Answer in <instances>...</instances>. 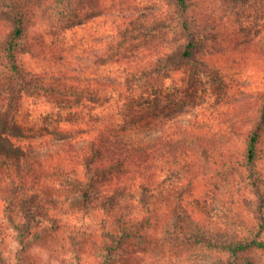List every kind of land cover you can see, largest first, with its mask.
I'll return each instance as SVG.
<instances>
[{
    "label": "trees",
    "instance_id": "16d2710c",
    "mask_svg": "<svg viewBox=\"0 0 264 264\" xmlns=\"http://www.w3.org/2000/svg\"><path fill=\"white\" fill-rule=\"evenodd\" d=\"M32 1L0 0L12 23L10 34L0 37V264H25L27 251L58 236L76 251L63 264H82L81 249L91 250L99 264L120 258L124 264L139 258L128 253L129 245L151 239L159 248L182 240L228 254L208 264H264L251 253L264 252V218L260 232L232 236L206 229L185 205L192 182L213 169L235 175L243 168L238 183L260 191L264 75L259 90L221 98L226 79L211 54L201 52L212 29L194 10L195 0H107L108 10H117V32L88 52L58 56L62 69L24 68L19 53L29 20L37 26L60 14L71 27L81 15L73 0ZM81 2L97 7L101 0ZM164 28L174 34L170 44L138 50L145 30ZM251 43L264 72V40ZM178 71L183 99L192 106L186 122L174 87L165 84L176 82ZM205 85L213 98L204 97ZM39 101L45 102L41 112ZM231 102L235 106L221 109ZM213 115L227 139L211 134ZM160 171L166 187L158 199ZM202 203L195 201L199 209Z\"/></svg>",
    "mask_w": 264,
    "mask_h": 264
},
{
    "label": "rangeland",
    "instance_id": "374dc122",
    "mask_svg": "<svg viewBox=\"0 0 264 264\" xmlns=\"http://www.w3.org/2000/svg\"><path fill=\"white\" fill-rule=\"evenodd\" d=\"M159 1L161 3L158 2V4H162L168 0ZM44 2L45 0H33L31 3L38 5ZM74 4L81 11L78 23L74 26L68 27V22L61 23L60 18L63 15L60 14L59 17H55L57 19H46L45 22L37 26L33 20L27 22L28 30L19 53V61L24 68H33L38 71L62 69L63 64L57 59L58 56L65 55L70 50L76 54L88 52L97 48L96 46L101 44L106 37L117 32V22L113 17L117 10H108L112 4L111 1L101 0L97 7L90 2H81V0H73L72 5L74 6ZM5 9L6 7L0 3V37L2 38H5L12 30V23L2 14ZM194 10L201 11L203 22L212 29L203 37L201 52L211 54L226 79V84L221 90V98L232 101L241 97L242 92L255 91L261 84L264 72L263 67L261 68L263 61L252 53L256 46L251 42L255 41L258 44L264 40V0H195ZM144 33L145 35L136 42L139 51L154 44H170L174 37V34L167 28L152 30L151 34L145 30ZM31 45L34 47V52L28 50ZM26 46L27 48H25ZM183 76L182 72H175L176 82L169 78L166 79L165 84L174 87L170 92L173 93L175 102L183 106L181 111L183 113L180 117L183 122H186L193 114L190 101L183 99L185 96ZM205 87L208 89L210 85H205ZM210 96L213 98L215 95L213 96L208 89L204 97L209 98ZM178 103L175 104V107L179 106ZM44 106L45 102L39 101L36 111L41 112L45 109ZM233 106L235 105L231 102L223 104L221 109ZM211 110H207L208 115H211ZM159 120L160 117L158 118L159 124L155 128L157 131L161 127ZM207 120L209 126L214 127L211 134L216 132L222 140L227 139L226 130L223 131L224 127H221L220 117L213 115ZM233 137L239 146L243 144L240 138ZM260 149L261 155L257 162L261 177L260 191L246 188L244 183H238V178L245 174L243 168H237L238 173L235 175L213 169L206 176H198L192 182L190 190L193 193L187 195L185 205L194 217H198L206 229L232 236H248L261 231L264 211L262 212L259 207V203H261L259 200L263 197L261 208H264V146ZM164 180L165 174L160 171L159 196L161 193L164 194L166 187L163 183ZM215 182L218 183L217 190L212 185ZM158 199H161V196ZM198 200L203 201L200 208L204 212L200 214H198V210L201 209L195 205V201ZM160 205H163V202H160ZM71 211H73L72 208ZM67 217L74 219L72 214ZM261 232L264 237V229ZM153 241L151 239L148 242H141L137 244L138 246L129 245L130 247L126 248L128 253L132 252L139 258L127 260L124 264H138V262H140L139 264H208L218 255L224 257L228 255L217 248L192 245L182 240L179 243L168 240L160 248L158 245L152 244ZM69 247L64 246L61 236L53 237L49 244L27 251L24 257L25 264H63L61 263L63 257L69 259L76 254V251L69 250ZM251 253L258 260L264 262L263 251L255 250ZM80 255L79 260L82 264H99L91 250L81 249ZM132 256L135 257V255ZM119 261L118 264H122L123 259L120 258ZM72 264H78L77 260Z\"/></svg>",
    "mask_w": 264,
    "mask_h": 264
}]
</instances>
